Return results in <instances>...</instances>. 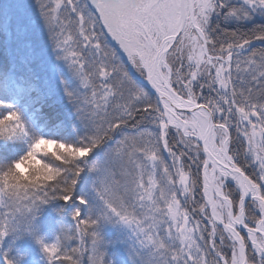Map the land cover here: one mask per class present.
I'll list each match as a JSON object with an SVG mask.
<instances>
[{
  "label": "snow or ice",
  "instance_id": "obj_1",
  "mask_svg": "<svg viewBox=\"0 0 264 264\" xmlns=\"http://www.w3.org/2000/svg\"><path fill=\"white\" fill-rule=\"evenodd\" d=\"M107 224L128 264H264V0H0V264H114Z\"/></svg>",
  "mask_w": 264,
  "mask_h": 264
},
{
  "label": "trees",
  "instance_id": "obj_2",
  "mask_svg": "<svg viewBox=\"0 0 264 264\" xmlns=\"http://www.w3.org/2000/svg\"><path fill=\"white\" fill-rule=\"evenodd\" d=\"M166 155V154H165ZM199 198V194H198ZM59 207V204L46 205L41 210L37 217L36 223L40 226L46 227L50 230L52 234L58 228L59 217L53 211L54 208ZM102 234L106 241H116V243H109L107 247V252L112 257L114 264H128L125 245L119 243V238L122 234V229L118 225L107 224L102 228ZM90 246V242H89ZM84 264H88L87 254L84 258Z\"/></svg>",
  "mask_w": 264,
  "mask_h": 264
},
{
  "label": "rangeland",
  "instance_id": "obj_3",
  "mask_svg": "<svg viewBox=\"0 0 264 264\" xmlns=\"http://www.w3.org/2000/svg\"><path fill=\"white\" fill-rule=\"evenodd\" d=\"M136 74L139 75L138 73ZM40 232L47 238H51L53 236L50 230L43 226H40ZM10 239L11 237L6 238V241ZM16 245L20 258L19 264H46V260L44 259L40 246L32 237L26 235L23 238L17 240Z\"/></svg>",
  "mask_w": 264,
  "mask_h": 264
},
{
  "label": "water",
  "instance_id": "obj_4",
  "mask_svg": "<svg viewBox=\"0 0 264 264\" xmlns=\"http://www.w3.org/2000/svg\"><path fill=\"white\" fill-rule=\"evenodd\" d=\"M133 71V74L139 79V75H137L135 72H134V70H132Z\"/></svg>",
  "mask_w": 264,
  "mask_h": 264
}]
</instances>
